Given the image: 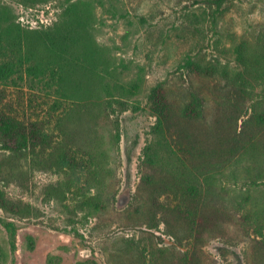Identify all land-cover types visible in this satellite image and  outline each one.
Segmentation results:
<instances>
[{"label": "rangeland", "instance_id": "obj_1", "mask_svg": "<svg viewBox=\"0 0 264 264\" xmlns=\"http://www.w3.org/2000/svg\"><path fill=\"white\" fill-rule=\"evenodd\" d=\"M0 33V114L53 138L0 134V264H264V0H0Z\"/></svg>", "mask_w": 264, "mask_h": 264}, {"label": "trees", "instance_id": "obj_2", "mask_svg": "<svg viewBox=\"0 0 264 264\" xmlns=\"http://www.w3.org/2000/svg\"><path fill=\"white\" fill-rule=\"evenodd\" d=\"M214 1L216 2V5L220 7L225 0ZM67 33L69 34L70 38L75 37L77 29L70 26L67 28ZM94 58L97 57L94 56ZM103 61V66L107 68V65H104L106 63L105 59H103ZM194 63L195 62L193 60L188 61V64H190L191 66H193ZM198 72H203V69L199 68ZM127 83L120 82L116 85L119 94H122L119 98H116V101L119 104H124V95L132 94L139 88L137 83L135 82L129 81ZM160 100L163 102V104L157 113L155 128L157 131L163 132L164 128L167 126V124H169L173 117L174 108L173 102L167 97V95H161ZM192 101L195 102L194 108H190L189 106H183L181 108L180 113L185 118H191L195 120L201 119V117H203L201 95L193 93ZM0 134L1 140L6 144H16L17 146H19L20 142L25 139L28 141V143L33 149L36 148L38 145L44 147L52 145L53 142L52 135L45 129V125L42 121H25L18 119L10 114H0ZM62 159V162L64 163H73V160L67 159V155H64ZM4 198L5 197L3 191L0 190V202L1 200L2 202H4L2 203V205H5L6 202ZM5 224L7 227H9V229H11L10 227H13L12 222H6Z\"/></svg>", "mask_w": 264, "mask_h": 264}]
</instances>
